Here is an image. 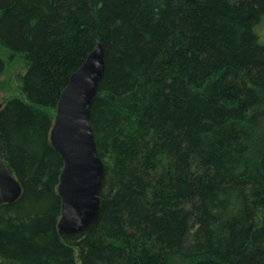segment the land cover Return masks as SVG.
Here are the masks:
<instances>
[{
    "label": "trees",
    "instance_id": "trees-1",
    "mask_svg": "<svg viewBox=\"0 0 264 264\" xmlns=\"http://www.w3.org/2000/svg\"><path fill=\"white\" fill-rule=\"evenodd\" d=\"M263 22L264 0H0V78L25 62L0 109L21 186L0 205V264H264ZM97 43L100 211L61 236L49 132Z\"/></svg>",
    "mask_w": 264,
    "mask_h": 264
},
{
    "label": "water",
    "instance_id": "water-1",
    "mask_svg": "<svg viewBox=\"0 0 264 264\" xmlns=\"http://www.w3.org/2000/svg\"><path fill=\"white\" fill-rule=\"evenodd\" d=\"M104 57L102 45L95 44L83 65L70 76L58 99L49 132V141L63 161L57 186L61 200L57 229L61 236L87 231L100 211L105 167L89 118L104 75ZM20 194L21 186L5 166L0 144V205L14 203Z\"/></svg>",
    "mask_w": 264,
    "mask_h": 264
},
{
    "label": "rangeland",
    "instance_id": "rangeland-1",
    "mask_svg": "<svg viewBox=\"0 0 264 264\" xmlns=\"http://www.w3.org/2000/svg\"><path fill=\"white\" fill-rule=\"evenodd\" d=\"M258 34L264 42V22L258 28ZM1 54L4 57L7 55L2 51ZM5 61L6 68L0 78V87L2 88L0 89V97L2 99L20 96L19 76L25 72V62L22 55L17 54L12 59H5Z\"/></svg>",
    "mask_w": 264,
    "mask_h": 264
}]
</instances>
